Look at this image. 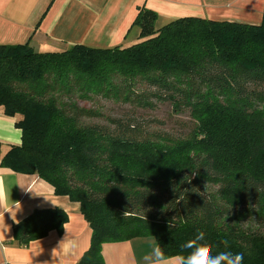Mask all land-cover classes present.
Masks as SVG:
<instances>
[{
	"label": "trees",
	"instance_id": "1",
	"mask_svg": "<svg viewBox=\"0 0 264 264\" xmlns=\"http://www.w3.org/2000/svg\"><path fill=\"white\" fill-rule=\"evenodd\" d=\"M157 18L138 8L129 46L0 44V110L21 131L20 145L2 153L0 144V163L79 203L91 238L76 264H105L104 244L142 237L187 255L181 245L198 231L213 255L264 264V11L258 25L185 16L158 27ZM89 94L189 109L196 125L168 139L133 113L102 124L79 105ZM249 217L255 227L242 225ZM67 222L59 208L35 209L14 224L11 244L61 234Z\"/></svg>",
	"mask_w": 264,
	"mask_h": 264
},
{
	"label": "crops",
	"instance_id": "2",
	"mask_svg": "<svg viewBox=\"0 0 264 264\" xmlns=\"http://www.w3.org/2000/svg\"><path fill=\"white\" fill-rule=\"evenodd\" d=\"M154 11L156 22L195 16L258 25L264 0H0V44L28 43L35 51H64L74 44L107 48L136 43L133 25L138 8ZM15 118L0 110L2 153L20 145ZM59 208L68 215L61 234L50 231L27 247L11 244L13 226L35 209ZM91 228L80 205L36 174H24L0 163V264H76L90 245ZM157 245L152 237L102 246L105 264H144Z\"/></svg>",
	"mask_w": 264,
	"mask_h": 264
},
{
	"label": "rangeland",
	"instance_id": "3",
	"mask_svg": "<svg viewBox=\"0 0 264 264\" xmlns=\"http://www.w3.org/2000/svg\"><path fill=\"white\" fill-rule=\"evenodd\" d=\"M161 22H156V26H160ZM78 98V96H75ZM79 105L87 108L95 113H97V117L94 121L104 124L106 118L109 117H118L123 113H133L135 117L141 122L143 119L152 120L154 123L151 126L150 130H155L160 132L161 137H166L171 139L173 137L182 138L186 137L191 133L196 123L193 117L190 114L189 109H178L175 110L170 104L164 103L158 105L155 110L152 111H144L133 108L129 105H123L117 100L113 99H104L103 96L96 94H89L88 97L79 100ZM167 136H166V135ZM169 136V137H168ZM210 189L215 190V187H210ZM228 219L232 216V222H236L237 215L236 213L242 214V208H237V210L233 211L229 210ZM236 212V213H235ZM251 217L248 220H245L242 225L243 226H251L255 227V224H252ZM231 221V220H230ZM251 221V223H249Z\"/></svg>",
	"mask_w": 264,
	"mask_h": 264
},
{
	"label": "clouds",
	"instance_id": "4",
	"mask_svg": "<svg viewBox=\"0 0 264 264\" xmlns=\"http://www.w3.org/2000/svg\"><path fill=\"white\" fill-rule=\"evenodd\" d=\"M204 241V231H198L195 238L182 244L181 249L188 250L187 255H166L159 245H155L143 257L144 264H243V253L225 251L213 255L211 245ZM222 243L228 246L227 240Z\"/></svg>",
	"mask_w": 264,
	"mask_h": 264
}]
</instances>
